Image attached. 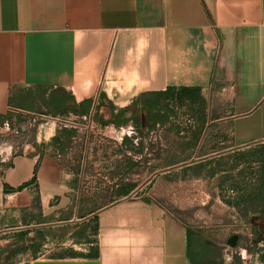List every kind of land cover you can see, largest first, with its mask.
<instances>
[{"label":"crops","instance_id":"crops-1","mask_svg":"<svg viewBox=\"0 0 264 264\" xmlns=\"http://www.w3.org/2000/svg\"><path fill=\"white\" fill-rule=\"evenodd\" d=\"M262 230L264 0H0V264H264Z\"/></svg>","mask_w":264,"mask_h":264},{"label":"rangeland","instance_id":"rangeland-1","mask_svg":"<svg viewBox=\"0 0 264 264\" xmlns=\"http://www.w3.org/2000/svg\"><path fill=\"white\" fill-rule=\"evenodd\" d=\"M180 109H182V107ZM165 116H170V114L167 112L165 114ZM171 123H172V121L170 120V118H168L167 121L164 122L163 124L166 127L170 128L172 126ZM167 132H168V134L165 133V135H164L165 143L172 141V136L170 135L169 130ZM174 141H175V139H174ZM179 141L181 144H184V143L186 144V143L191 142L188 140V137L186 135L185 136L181 135L179 137ZM165 153L168 154L165 157L172 158V152H165ZM194 154H195V152L181 151L180 152V159H187V158L194 157L197 160V162L204 160L203 156H204L205 152L197 151L195 156H194ZM233 157H234V155L229 156V158H233ZM214 158H216V156H214ZM216 159H218V157ZM233 161L235 162V160H233ZM218 163L219 162L215 161V160L212 161V163H211L213 176L215 175L216 172L217 173L219 172ZM196 168H197V174H200V173L202 174L204 168H207V165L205 167H203V163H200L196 166ZM227 169H228V175H227L228 186H225L224 189L223 188L221 189L222 190V194L220 195L221 198H219L217 196V197L212 199V204H213L212 215L214 213H216L214 210L216 208L215 206L218 205L220 202L225 204V205L229 204V202H234V201L236 202V200L239 198V195H241L242 193H251L252 190L255 188V182L253 181V177H252L253 172L251 170V167H247V166L242 167L241 165H239V166H235V165L230 166L229 165V167ZM213 181H214L213 187L220 185V178L213 179ZM196 185H197V190L202 189V185H203L202 183H200V184L197 183ZM196 203H197V208H199L200 206L202 207V203H203L202 197L197 196ZM243 214H244L245 221H247L249 218L250 212L248 210H244ZM201 217L202 216H200L198 218L200 219Z\"/></svg>","mask_w":264,"mask_h":264},{"label":"trees","instance_id":"trees-1","mask_svg":"<svg viewBox=\"0 0 264 264\" xmlns=\"http://www.w3.org/2000/svg\"><path fill=\"white\" fill-rule=\"evenodd\" d=\"M189 96H188V89H179L176 90L174 88H169L166 92H161L155 95H151L149 97V101L147 103V107L146 110L148 111V115L145 117L147 121H149V123H154L155 124H159V123H164L167 121L168 118H170V116H165V114L168 112L170 115L171 113L174 111L173 110V105L174 106H179V107H184L187 105V102L189 101ZM191 100L196 103L197 101H202L203 99L201 96H197L191 98ZM141 101L144 103L146 100L145 99H141ZM138 103V102H137ZM135 103V106L136 104ZM86 104H83V106H85ZM164 111V115L160 116V114H153V112H162ZM264 236V230H262L255 242L258 243L259 240H261Z\"/></svg>","mask_w":264,"mask_h":264},{"label":"water","instance_id":"water-1","mask_svg":"<svg viewBox=\"0 0 264 264\" xmlns=\"http://www.w3.org/2000/svg\"><path fill=\"white\" fill-rule=\"evenodd\" d=\"M239 236L234 235L231 237V239L228 241V245L232 248H236L238 244Z\"/></svg>","mask_w":264,"mask_h":264}]
</instances>
